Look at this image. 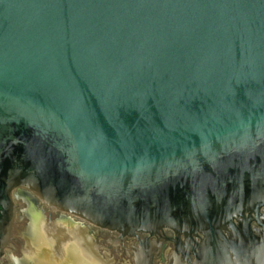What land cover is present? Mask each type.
Listing matches in <instances>:
<instances>
[{
    "label": "water",
    "instance_id": "obj_1",
    "mask_svg": "<svg viewBox=\"0 0 264 264\" xmlns=\"http://www.w3.org/2000/svg\"><path fill=\"white\" fill-rule=\"evenodd\" d=\"M18 190L121 235L264 207V0H0V260Z\"/></svg>",
    "mask_w": 264,
    "mask_h": 264
},
{
    "label": "flooded vegetation",
    "instance_id": "obj_2",
    "mask_svg": "<svg viewBox=\"0 0 264 264\" xmlns=\"http://www.w3.org/2000/svg\"><path fill=\"white\" fill-rule=\"evenodd\" d=\"M13 200L12 242L0 264H264V207L212 234L121 235L52 211L28 191Z\"/></svg>",
    "mask_w": 264,
    "mask_h": 264
}]
</instances>
